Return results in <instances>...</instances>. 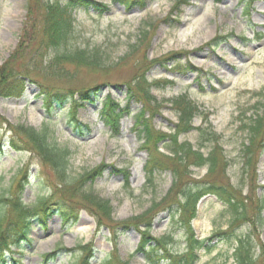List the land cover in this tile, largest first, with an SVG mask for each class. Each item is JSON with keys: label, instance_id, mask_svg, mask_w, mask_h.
I'll return each mask as SVG.
<instances>
[{"label": "rangeland", "instance_id": "1", "mask_svg": "<svg viewBox=\"0 0 264 264\" xmlns=\"http://www.w3.org/2000/svg\"><path fill=\"white\" fill-rule=\"evenodd\" d=\"M93 1L107 5L108 9L98 12L93 7L76 8L68 48L97 50L101 55L99 69L93 71L66 64L62 75L44 77L38 71H30L32 79L26 80L21 96H0V198L22 191V199L27 204L42 196L48 199V216L42 222L36 218L31 225L30 239H18L17 243L7 240V248L0 243V264H75L84 255L79 245L85 244L93 248L91 264H99L114 248L118 249L119 260L144 264L142 254H135L139 232L134 224L126 221L148 210L153 200H160L169 189L172 177L169 171L160 170L153 182L148 183L143 168L147 152L141 148L139 119L135 113L142 111L149 125L168 133L177 122L168 100L181 94L197 103L202 113L194 118V129L179 135V140L197 145V128L210 124L221 135L220 143L230 162V182L235 186L240 183V156L242 145L247 141L241 125L245 116L256 110L254 106L262 98L260 95L264 98V0H221L219 3L215 0L180 3L179 0H141L144 8L139 2ZM27 3L28 0H0V65L16 51ZM30 25L27 27L29 39L23 41L21 57L15 60L18 71L22 69L20 63L32 55L40 36L37 25L35 30ZM146 26V44L134 52L131 46L137 43ZM54 52V49L43 52L44 59L40 60L45 63ZM141 71L148 81H161L159 87L151 89L157 102L145 107L134 98H127L128 84ZM168 80L173 83H166ZM97 85L92 101L80 99L83 90ZM45 93L48 99L56 94L65 95L64 103L55 107L49 119L43 104ZM70 97L80 99L75 112L70 110ZM106 98L122 107L126 104L117 135L101 117ZM244 111H247L245 116ZM7 123H23L37 129L48 123L55 141L71 151L72 176L101 166L100 176L87 188L111 201L114 208L111 225L98 227L95 217L82 205L68 200L69 194L58 190L64 185L34 153L21 147L23 144H18L19 149L11 148L12 132L7 129ZM208 149L209 144L203 150ZM191 169L196 179L205 177L206 167ZM257 170L260 185L257 194L264 195V148ZM249 183L243 185L244 193L247 184L254 186ZM224 208L212 194L198 203L192 227L198 238H208L207 243L215 248L212 253L203 254L197 264H223L233 252V241L215 235L217 230L227 227ZM0 215H6L1 229L13 226L10 223L16 217L9 213L7 205L3 208L0 203ZM148 216L152 223L151 237L172 233V249L183 250L184 229L177 217L173 220L165 209L151 211ZM12 231L9 229L0 236L7 238V233ZM259 239L264 246V229ZM52 252H56L54 256H46ZM231 261L230 258L227 264Z\"/></svg>", "mask_w": 264, "mask_h": 264}, {"label": "trees", "instance_id": "2", "mask_svg": "<svg viewBox=\"0 0 264 264\" xmlns=\"http://www.w3.org/2000/svg\"><path fill=\"white\" fill-rule=\"evenodd\" d=\"M32 1L28 0L26 5V17L18 38L19 44L16 51L0 65V96H19L23 90L25 79H32L30 71H38V74L44 77L47 74L62 75L63 67L66 64L93 71L100 67L101 55L97 50L90 52L85 48L69 49L68 43L74 31L73 12L76 8H88L92 5L95 10L104 12L107 10L106 6L96 4L91 0ZM120 1L129 4L139 2L142 7L145 5L141 0ZM180 2H184V0H179ZM28 23L31 24L29 28L33 27L31 30H35L37 25L40 36L36 39L37 46L32 55L28 60L24 59L20 63L22 69L18 71L15 69L16 58L21 57L20 48L23 41L29 39ZM146 28L147 26L141 30L142 34L139 35L137 43L131 46L134 52L146 44ZM52 49L55 52L50 58H47L45 63L40 60L44 56L43 52ZM136 76L128 84V97L142 103L143 107L156 103L151 89L153 86L158 87L160 81H148L143 71L138 72ZM34 79L38 81L36 77ZM97 88L83 90L80 94L81 99L92 100L93 91ZM64 96L58 94L56 97L48 99L47 94L45 95L44 107L48 119L52 116L55 106L59 107L64 103ZM260 96L262 98L255 104L254 113L247 117L245 116L247 111L243 113L245 119L241 128L246 131L247 141L242 145L240 156L242 173L237 186L229 180L230 162L220 143L221 135L215 132L210 124L197 128L199 131L197 145L188 140H179V135L194 129L193 120L202 113L200 106L186 94L169 99L178 120L171 133L156 130L148 124V119L143 112H136L135 116L139 119L138 126L142 139L141 148L148 154L144 165L148 183L153 182L155 173L160 170L169 171L172 177L169 189L160 200H153L148 210L126 221L134 224L140 234L135 254H142L145 264H161V262L163 264H197L203 254L213 252L215 246L211 247L207 243L208 238H197L191 225V221L197 215L199 200L207 194L215 195L222 202L227 215L226 229L217 230L215 235L223 237L226 239L225 241L235 243L233 252L226 256L223 264H227L230 258L232 259L230 264H264V246L259 242V233L264 229V195L257 194V188L260 186L257 184V164L260 152L264 148V98L263 94ZM70 101V110L80 104L73 97L70 98ZM103 109L110 110V114L102 113L104 122L111 126L115 134L119 133V120L124 108L120 107L119 103L116 104L107 99ZM7 124V129L12 132L9 141L11 148L19 149L18 144H23L21 147L34 153L64 185L62 189L58 190L69 194L68 200L73 204L82 205L84 210L95 217L98 227L111 225L114 212L111 201L87 188L100 176L101 166L72 176L69 171L71 151L67 146H60L55 141L53 131L48 123H43L38 129L23 123ZM208 144L209 149L204 151L203 149ZM192 167H206L205 177L201 180L193 177ZM126 170H123L125 174H127ZM245 182L254 185L248 186L247 184L246 193L242 188L246 184ZM47 200V197L42 196L33 204H27L22 199V191L18 195L0 198L1 206L4 208L7 205L9 213L16 217L15 221L10 223L13 226H8L7 230H4L1 229V224L7 213L5 216L0 215V234H5L3 232H8L9 229L13 230L11 234L7 233V236L11 235L10 237L0 236V243L6 245V239L18 235H21V238H26L30 234L31 224L35 218H39V220L47 218ZM156 209L169 211L173 220L177 217L178 224L184 229L185 247L183 250L172 249L174 242L172 233L166 232L158 237L150 236L152 223L148 215ZM2 213L4 215V212ZM122 225L125 226L126 223ZM79 249L84 252V255L80 262L75 264H91L94 256L92 246L90 244L79 245ZM119 259L118 249L114 248L112 253L103 258L99 264H130L128 260Z\"/></svg>", "mask_w": 264, "mask_h": 264}]
</instances>
